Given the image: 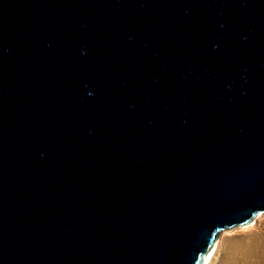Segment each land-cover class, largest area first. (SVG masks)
I'll return each instance as SVG.
<instances>
[{"label": "water", "instance_id": "1", "mask_svg": "<svg viewBox=\"0 0 264 264\" xmlns=\"http://www.w3.org/2000/svg\"><path fill=\"white\" fill-rule=\"evenodd\" d=\"M264 214V0H0V264H203Z\"/></svg>", "mask_w": 264, "mask_h": 264}, {"label": "rangeland", "instance_id": "2", "mask_svg": "<svg viewBox=\"0 0 264 264\" xmlns=\"http://www.w3.org/2000/svg\"><path fill=\"white\" fill-rule=\"evenodd\" d=\"M209 264H264V214L250 224L222 232Z\"/></svg>", "mask_w": 264, "mask_h": 264}, {"label": "bare ground", "instance_id": "3", "mask_svg": "<svg viewBox=\"0 0 264 264\" xmlns=\"http://www.w3.org/2000/svg\"><path fill=\"white\" fill-rule=\"evenodd\" d=\"M219 243H215V245L211 248L210 252L208 253L207 257L205 258L203 264H209L210 260L212 259L213 255L215 254Z\"/></svg>", "mask_w": 264, "mask_h": 264}]
</instances>
